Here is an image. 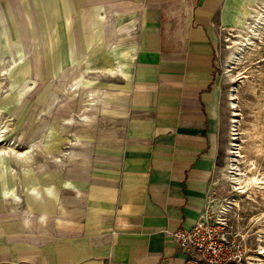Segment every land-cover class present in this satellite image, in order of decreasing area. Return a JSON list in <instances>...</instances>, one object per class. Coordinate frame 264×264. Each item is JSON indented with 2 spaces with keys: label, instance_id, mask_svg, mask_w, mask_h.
I'll return each mask as SVG.
<instances>
[{
  "label": "crops",
  "instance_id": "obj_1",
  "mask_svg": "<svg viewBox=\"0 0 264 264\" xmlns=\"http://www.w3.org/2000/svg\"><path fill=\"white\" fill-rule=\"evenodd\" d=\"M247 2L0 0V73L65 94L33 120L62 160L0 162V264H186L173 231L217 195L218 43Z\"/></svg>",
  "mask_w": 264,
  "mask_h": 264
},
{
  "label": "rangeland",
  "instance_id": "obj_2",
  "mask_svg": "<svg viewBox=\"0 0 264 264\" xmlns=\"http://www.w3.org/2000/svg\"><path fill=\"white\" fill-rule=\"evenodd\" d=\"M244 13V22L223 31L218 43L224 101L217 195L211 204L230 218L235 232L250 248L247 263L264 264V0H248ZM14 78L12 73H0V162L14 161L13 155L32 162L36 151L43 157L41 167L48 169L62 159L51 158L46 145L49 138L43 137L45 144L35 137L33 120L39 113L48 116L54 97L65 94L50 89L49 79L33 89L31 80L18 87ZM66 80L68 75L59 78L63 83ZM42 125L46 130L45 123ZM227 172L240 179L256 174L258 179L237 191Z\"/></svg>",
  "mask_w": 264,
  "mask_h": 264
},
{
  "label": "built area",
  "instance_id": "obj_3",
  "mask_svg": "<svg viewBox=\"0 0 264 264\" xmlns=\"http://www.w3.org/2000/svg\"><path fill=\"white\" fill-rule=\"evenodd\" d=\"M173 238L189 254L186 264H248L252 256L230 218L211 203L191 228L173 231Z\"/></svg>",
  "mask_w": 264,
  "mask_h": 264
},
{
  "label": "bare ground",
  "instance_id": "obj_4",
  "mask_svg": "<svg viewBox=\"0 0 264 264\" xmlns=\"http://www.w3.org/2000/svg\"><path fill=\"white\" fill-rule=\"evenodd\" d=\"M239 43V42H238ZM234 44H235V42H234ZM236 46V45H235ZM234 46V47H235ZM231 47H233V46H231ZM234 51H232V53H233ZM15 59L17 60L18 58H17V56H15ZM16 62V61H15ZM77 82V81H76ZM75 85V84H74ZM232 95H230V99H232V97H231ZM232 104H233V102L231 103V106H232ZM231 122L233 123L234 122V120L232 119L231 120ZM231 129H233V124H232V128ZM0 135H2V134H0ZM2 138H3V135L1 136V140H2ZM3 141V140H2ZM1 157V156H0ZM53 157V156H52ZM233 167L232 166H230V164L228 165V169H232ZM228 173V172H227ZM232 172H229L228 174H226L227 175V178L231 181V183H232V185H233V187H234V189L235 190H239V189H241V191L243 190V189H245L249 184H251L253 181H255V180H257L258 179V176L256 175V174H254V175H252V176H247V177H245V178H237L234 174H231ZM256 182V181H255ZM253 185H254V183H253ZM225 209H223V211H224ZM225 212V211H224Z\"/></svg>",
  "mask_w": 264,
  "mask_h": 264
}]
</instances>
